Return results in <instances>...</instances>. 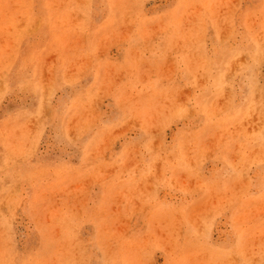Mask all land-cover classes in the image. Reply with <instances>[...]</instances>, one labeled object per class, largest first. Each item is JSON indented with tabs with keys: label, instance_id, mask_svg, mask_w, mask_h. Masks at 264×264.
I'll return each mask as SVG.
<instances>
[{
	"label": "rangeland",
	"instance_id": "obj_1",
	"mask_svg": "<svg viewBox=\"0 0 264 264\" xmlns=\"http://www.w3.org/2000/svg\"><path fill=\"white\" fill-rule=\"evenodd\" d=\"M0 264H264V0H0Z\"/></svg>",
	"mask_w": 264,
	"mask_h": 264
}]
</instances>
